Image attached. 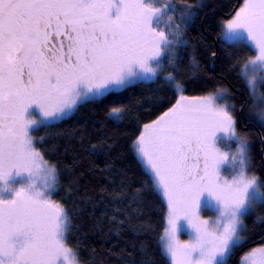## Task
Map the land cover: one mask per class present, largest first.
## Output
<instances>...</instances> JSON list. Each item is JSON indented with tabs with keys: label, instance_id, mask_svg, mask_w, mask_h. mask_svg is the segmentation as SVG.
Instances as JSON below:
<instances>
[{
	"label": "snow or ice",
	"instance_id": "snow-or-ice-1",
	"mask_svg": "<svg viewBox=\"0 0 264 264\" xmlns=\"http://www.w3.org/2000/svg\"><path fill=\"white\" fill-rule=\"evenodd\" d=\"M206 7L0 0V264H264V0ZM109 97L130 131L57 128Z\"/></svg>",
	"mask_w": 264,
	"mask_h": 264
},
{
	"label": "trees",
	"instance_id": "trees-1",
	"mask_svg": "<svg viewBox=\"0 0 264 264\" xmlns=\"http://www.w3.org/2000/svg\"><path fill=\"white\" fill-rule=\"evenodd\" d=\"M235 3L236 0H207L206 4L208 5V7L203 10L201 15L203 16L204 13H208L210 16H212L213 19H219L221 16L229 12L231 6ZM190 35L192 37H195L197 35V29L195 28V26L190 30ZM212 44L213 34H206V43L204 45L196 44L197 58L200 59L204 64L209 63V57L213 51L217 52L218 57L221 56V53L219 51V43L216 42L215 48L211 46ZM215 65L217 73L223 72L225 66L222 65L221 59H217L215 61ZM225 82L229 84L233 92H235L236 95L239 97L240 92H238L237 89H242V85L236 83V81L232 78H229ZM138 87L151 88L153 86L142 85ZM111 102V97H109L107 99L96 101L92 104H85L80 110V112L72 116L70 119L64 121V123L58 125L57 128L70 129L78 126H86L89 128L93 142H96V140L101 138L105 133L110 134L114 129H117L121 133L130 131L126 126V123L117 125L111 119L106 117V112ZM93 124L95 126L94 128L92 127ZM101 125H103V129H101ZM241 125L245 126V130L254 133V135L252 136V156L254 162L259 165L261 163L260 156L262 150H264V144L261 143L262 134H264V129H261L259 126H254L244 119H241ZM96 129H101V131L98 132L96 131ZM45 131L46 130L41 129L40 133H37V135L43 134ZM60 143L62 151L65 142L60 141ZM73 146V144H69L70 151L71 147ZM89 160H94L95 163L101 168H103L104 166V157L102 155L89 157ZM96 179H99V176H97ZM94 186L95 181H93L92 184L89 185L90 189ZM150 210L153 216V220H158L159 216L161 215L159 202L153 201V203L150 205ZM89 239H92V237H90Z\"/></svg>",
	"mask_w": 264,
	"mask_h": 264
},
{
	"label": "rangeland",
	"instance_id": "rangeland-1",
	"mask_svg": "<svg viewBox=\"0 0 264 264\" xmlns=\"http://www.w3.org/2000/svg\"><path fill=\"white\" fill-rule=\"evenodd\" d=\"M203 2L206 4L207 0H203ZM183 238H187V237H186V236H184V237H182V239H183Z\"/></svg>",
	"mask_w": 264,
	"mask_h": 264
}]
</instances>
